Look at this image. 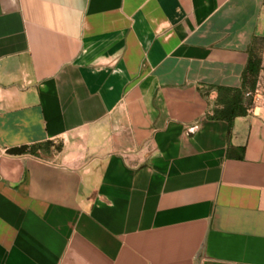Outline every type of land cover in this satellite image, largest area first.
<instances>
[{"label": "crops", "instance_id": "1", "mask_svg": "<svg viewBox=\"0 0 264 264\" xmlns=\"http://www.w3.org/2000/svg\"><path fill=\"white\" fill-rule=\"evenodd\" d=\"M0 264H264V0H0Z\"/></svg>", "mask_w": 264, "mask_h": 264}, {"label": "trees", "instance_id": "2", "mask_svg": "<svg viewBox=\"0 0 264 264\" xmlns=\"http://www.w3.org/2000/svg\"><path fill=\"white\" fill-rule=\"evenodd\" d=\"M263 40H256L253 45L252 54L254 57V60L250 61L246 79H245V88L243 91V94L241 98L236 102L237 99V93L230 92L228 90H220L219 91V98L220 102L225 105L224 110L222 111V114L226 115L227 117H231L233 114V117L235 116H242L245 115L247 112V106H249L252 102V94L255 91L257 78L259 75V60H258V52H260V47L262 45ZM243 97H246V107L243 106ZM35 148L36 146H22L19 148H13L7 151L9 155H24V154H35Z\"/></svg>", "mask_w": 264, "mask_h": 264}, {"label": "rangeland", "instance_id": "3", "mask_svg": "<svg viewBox=\"0 0 264 264\" xmlns=\"http://www.w3.org/2000/svg\"><path fill=\"white\" fill-rule=\"evenodd\" d=\"M259 51H260V50H259ZM260 52H262V50H261Z\"/></svg>", "mask_w": 264, "mask_h": 264}]
</instances>
